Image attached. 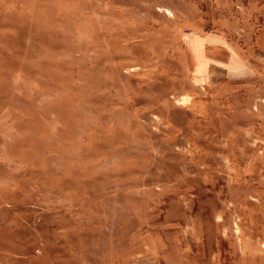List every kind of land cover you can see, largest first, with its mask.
<instances>
[{
    "label": "rangeland",
    "instance_id": "1",
    "mask_svg": "<svg viewBox=\"0 0 264 264\" xmlns=\"http://www.w3.org/2000/svg\"><path fill=\"white\" fill-rule=\"evenodd\" d=\"M0 264H264V0H0Z\"/></svg>",
    "mask_w": 264,
    "mask_h": 264
},
{
    "label": "crops",
    "instance_id": "2",
    "mask_svg": "<svg viewBox=\"0 0 264 264\" xmlns=\"http://www.w3.org/2000/svg\"><path fill=\"white\" fill-rule=\"evenodd\" d=\"M213 46H214V45H213ZM206 58H207V57H206ZM201 61H204V60L201 59ZM209 64H211V63H208V64H207L208 66H207V65H206V66H207V67H210Z\"/></svg>",
    "mask_w": 264,
    "mask_h": 264
}]
</instances>
